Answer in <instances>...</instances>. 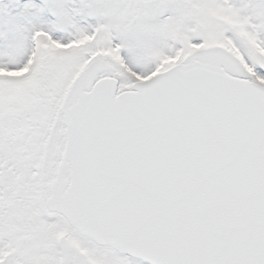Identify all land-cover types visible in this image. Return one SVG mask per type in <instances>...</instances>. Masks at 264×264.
<instances>
[{"label":"snow or ice","instance_id":"6c2138e0","mask_svg":"<svg viewBox=\"0 0 264 264\" xmlns=\"http://www.w3.org/2000/svg\"><path fill=\"white\" fill-rule=\"evenodd\" d=\"M0 264H264V0H0Z\"/></svg>","mask_w":264,"mask_h":264}]
</instances>
